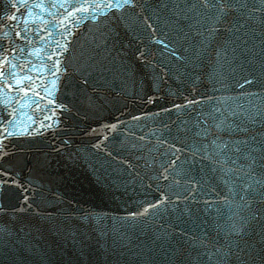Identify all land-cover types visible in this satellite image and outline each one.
Listing matches in <instances>:
<instances>
[{
    "label": "water",
    "instance_id": "95a60500",
    "mask_svg": "<svg viewBox=\"0 0 264 264\" xmlns=\"http://www.w3.org/2000/svg\"><path fill=\"white\" fill-rule=\"evenodd\" d=\"M27 3V40L0 23L17 49L0 78V264H264V0Z\"/></svg>",
    "mask_w": 264,
    "mask_h": 264
},
{
    "label": "snow or ice",
    "instance_id": "6c2138e0",
    "mask_svg": "<svg viewBox=\"0 0 264 264\" xmlns=\"http://www.w3.org/2000/svg\"><path fill=\"white\" fill-rule=\"evenodd\" d=\"M203 6L208 7V8H219L220 12L223 13L225 12V10L230 7L231 5L225 3V0H202ZM40 7H43V5H39ZM125 6H132L135 7L136 6V0H99V3H97V0H92L91 4H87V3H82L80 5V10H87V9H91L92 12H96L99 9H103L105 10V14H107V11L110 10H115L116 12L121 11L123 8H125ZM164 7H167V5H163ZM11 8L13 9L14 13H19V15L17 14H13L11 16L9 15H5L2 26L3 27H9V28H16L19 29L18 31H15V35L22 39V40H27L28 36L26 35L28 29L26 27L27 25V19L24 18L23 14L20 13V9H27L28 11H31V9L29 8V5L27 3V0H13V3L11 4ZM75 7L73 8V11H75ZM93 19H96V16H93ZM17 20H22L25 27L21 28L19 23H15ZM150 23V22H149ZM153 32H155V29H152ZM5 37L7 36V33L4 34ZM155 39V37H153ZM161 44H163V41H159ZM67 45H57V51L53 53V56L56 57V59L53 62L52 68L48 69L47 71H49L51 74L55 75L56 72H66L67 69L62 67L61 65V59L60 57L63 56V51H61L60 49L66 48ZM17 51V49L15 47H12L10 50L6 49L3 45H0V78L5 77L6 72H5V68L8 69H14L17 67V65L12 64L11 61L9 60V55L11 53H15ZM20 51H23V49H20ZM138 55L143 56L144 53L143 52H139ZM33 71H36L35 68L32 69ZM12 79L14 80V83L16 86H20L21 84L24 83V81L26 80L28 82L29 85H31L33 83V78L31 76H26L23 79L21 78H17L15 75H12ZM58 79V78H57ZM246 84L251 83V81L249 80H245ZM87 81H83V85H86ZM7 88L12 89L13 88V84L12 83H8L7 84ZM30 88L25 87L24 91L27 92L29 91ZM42 90L47 91L46 88H42ZM38 95V93H36ZM53 104H55V100L52 101ZM191 103V102H189ZM59 108L62 110H68L67 109V105L65 104H60ZM56 113L53 111V116H55ZM45 120H49L51 121V123L48 124H44L41 123L40 127L41 128H49V129H54L56 125L59 124V119H55L53 120L52 117H45ZM3 121H0V129H2V131H0V156L5 155L6 153L4 152V139H6L7 136H11L12 133L8 132L7 128L3 127ZM10 123V121H9ZM105 127H110L115 129L116 128V124H112V125H105ZM225 148L227 147V144L223 145ZM237 151H239V149H236ZM253 163H255V160L252 161ZM0 175H8V173L6 172H0ZM3 181H0V184H2ZM247 187V186H246ZM24 199L27 200L28 197L27 195L24 196ZM166 199V197H165ZM160 203V202H158ZM149 207H152V205H149Z\"/></svg>",
    "mask_w": 264,
    "mask_h": 264
}]
</instances>
